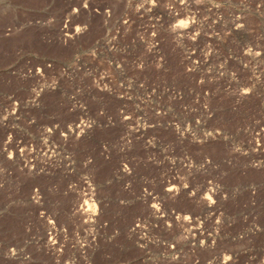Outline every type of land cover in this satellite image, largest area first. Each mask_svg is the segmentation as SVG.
Masks as SVG:
<instances>
[{
    "label": "rangeland",
    "instance_id": "obj_1",
    "mask_svg": "<svg viewBox=\"0 0 264 264\" xmlns=\"http://www.w3.org/2000/svg\"><path fill=\"white\" fill-rule=\"evenodd\" d=\"M0 264H264V0H0Z\"/></svg>",
    "mask_w": 264,
    "mask_h": 264
},
{
    "label": "bare ground",
    "instance_id": "obj_2",
    "mask_svg": "<svg viewBox=\"0 0 264 264\" xmlns=\"http://www.w3.org/2000/svg\"><path fill=\"white\" fill-rule=\"evenodd\" d=\"M88 206H89L88 209H90V206H91V205H90L89 203H88Z\"/></svg>",
    "mask_w": 264,
    "mask_h": 264
}]
</instances>
